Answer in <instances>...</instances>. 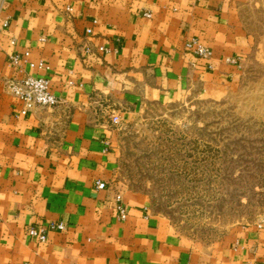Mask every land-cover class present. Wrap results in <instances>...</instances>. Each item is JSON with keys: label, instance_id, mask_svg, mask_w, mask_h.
Returning a JSON list of instances; mask_svg holds the SVG:
<instances>
[{"label": "crops", "instance_id": "obj_1", "mask_svg": "<svg viewBox=\"0 0 264 264\" xmlns=\"http://www.w3.org/2000/svg\"><path fill=\"white\" fill-rule=\"evenodd\" d=\"M243 1L0 0V264H264V225L193 245L174 238L144 194L116 189V131L97 114L103 99L134 117L145 101L217 97L237 85L251 51ZM193 36L210 58L185 48ZM26 50L19 64L9 60ZM39 61L49 69L31 65ZM29 74L49 77L63 102L22 113L9 83ZM51 220L67 229L46 242L29 236Z\"/></svg>", "mask_w": 264, "mask_h": 264}, {"label": "rangeland", "instance_id": "obj_2", "mask_svg": "<svg viewBox=\"0 0 264 264\" xmlns=\"http://www.w3.org/2000/svg\"><path fill=\"white\" fill-rule=\"evenodd\" d=\"M240 14L251 51L223 95L145 101L134 117L111 98L97 109L116 131V189L144 194L174 238L203 247L264 218V0H244Z\"/></svg>", "mask_w": 264, "mask_h": 264}, {"label": "built area", "instance_id": "obj_3", "mask_svg": "<svg viewBox=\"0 0 264 264\" xmlns=\"http://www.w3.org/2000/svg\"><path fill=\"white\" fill-rule=\"evenodd\" d=\"M143 15L150 17L152 14L151 12H144ZM4 26H8V21H5ZM87 32L92 33L93 29L88 28ZM12 42L15 43L16 41L13 39ZM185 48L192 54L201 58L208 59L213 54L211 47L206 45L197 36L187 39L185 41ZM111 49L112 47L107 46L98 47V51L100 52H109ZM90 50L91 47H87V51ZM29 53V50H26L23 53H13L9 55V60L13 64H19L23 58L29 55ZM31 65L37 66L39 69H49V66L43 61H39L38 63L31 62ZM72 83L73 82L71 81L70 84ZM9 88L15 96L23 101L24 107L21 112L24 114L35 107H54L63 102V98L53 91L51 79L47 76L29 74L21 79L11 81L9 83ZM113 121H119V116L114 115ZM97 186L99 188H105L107 184L104 181H97ZM116 202L120 218L125 219L127 217L128 209L120 193L116 195ZM263 225L264 218L258 223L259 227H262ZM66 229L67 224L65 222L51 220L46 224L29 226L28 234L32 239L37 240L38 242H46L48 240L49 232L65 231Z\"/></svg>", "mask_w": 264, "mask_h": 264}]
</instances>
